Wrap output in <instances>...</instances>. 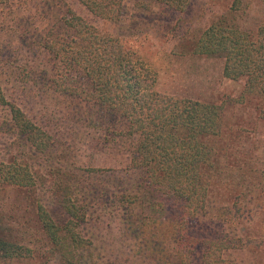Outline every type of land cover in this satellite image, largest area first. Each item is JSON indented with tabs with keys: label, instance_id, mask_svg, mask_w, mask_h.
<instances>
[{
	"label": "rangeland",
	"instance_id": "374dc122",
	"mask_svg": "<svg viewBox=\"0 0 264 264\" xmlns=\"http://www.w3.org/2000/svg\"><path fill=\"white\" fill-rule=\"evenodd\" d=\"M233 1L189 0L178 11L162 0H122L112 22L78 0L0 1L1 87L52 138L48 152H35L0 106V163H26L34 179L30 187L0 182V239L32 249L31 257L0 264H176V222L144 189V172L130 160L132 138L113 132L119 118L54 87L60 69L44 42L61 32L68 10L119 37L154 72L157 91L220 106L218 132L206 138L210 163L201 168L205 204L187 233L200 248L210 238L229 241L219 264H264L263 101L244 90L243 79L222 76L221 58L192 53L213 22L249 33L264 24V0ZM69 193L84 210L78 228L89 241L71 263L46 238L35 210L42 203L59 224V200ZM195 249L191 264H199Z\"/></svg>",
	"mask_w": 264,
	"mask_h": 264
},
{
	"label": "trees",
	"instance_id": "16d2710c",
	"mask_svg": "<svg viewBox=\"0 0 264 264\" xmlns=\"http://www.w3.org/2000/svg\"><path fill=\"white\" fill-rule=\"evenodd\" d=\"M78 1L94 16L111 22L118 19L122 6V0ZM162 1L180 11L189 0ZM237 3L233 1L234 6ZM44 47L60 69L53 80L55 89L116 115L121 124L113 132L132 138L130 160L144 172V189L176 222V264H191L195 248H199V264H219L221 250L230 242L215 237L200 248L187 226L205 204L207 184L201 168L210 163L206 138L218 132L220 106L157 91L154 72L119 37L101 32L72 10L63 17L61 32L45 39ZM192 53L221 58L222 76L243 79L244 90L262 99L259 113L264 119V24L249 33L233 24L213 22L200 32ZM0 106L7 111L12 128L35 152L49 151L50 134L7 99L1 84ZM0 182L30 187L34 179L26 163L9 160L0 163ZM58 205L65 215L59 224L40 202L35 206L36 217L46 238L71 263L89 243L78 228L84 210L71 193L60 198ZM31 256L30 247L0 239V258Z\"/></svg>",
	"mask_w": 264,
	"mask_h": 264
}]
</instances>
